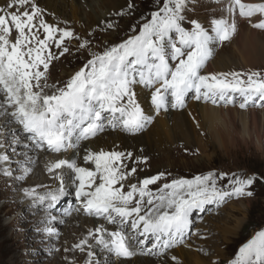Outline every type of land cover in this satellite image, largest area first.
Wrapping results in <instances>:
<instances>
[{"label":"snow or ice","instance_id":"obj_1","mask_svg":"<svg viewBox=\"0 0 264 264\" xmlns=\"http://www.w3.org/2000/svg\"><path fill=\"white\" fill-rule=\"evenodd\" d=\"M187 3L160 0L151 18L127 39L91 53L63 86H50V64L70 51L64 41L74 33L48 23L35 0H7L5 6H0V108L6 113L12 109L7 114L29 134L36 149L46 148L57 154L70 149L78 154L82 142L109 128L130 134L143 130L152 122V116L138 103V87L150 90L151 105L157 112L167 110L169 105L183 108L189 93L197 102L213 106L239 101L240 109L264 108V72L203 73L215 44L228 41L236 32L237 13L253 28L264 30V0H228L226 16L211 19L209 27L196 19L187 21L183 14ZM53 44L58 55L51 50ZM89 44L85 40L78 47L84 49ZM50 87L54 91H47ZM84 152V162L94 164V171L81 167L74 158L56 159L47 170L59 180V187L35 197L33 190L25 189V195L34 202L48 201L49 209L53 208L68 194L64 170H70L82 211L118 225L111 232L100 225L88 235L122 259L136 254L129 241L137 240V233L145 238L137 240L140 245H145L149 237L153 241L151 247L140 249L142 254L168 256L170 249L196 234L191 231L194 213L203 211L206 205L220 206L232 197H250L253 193L248 189L257 181L264 182V177L255 175L228 176L209 171L192 179H172L152 191L149 186L164 179L165 173L130 183L138 168H129L124 161L133 153L88 148ZM8 159L0 154V163ZM136 159L147 161L146 157ZM28 172L25 168L24 175ZM5 174L11 173L6 169ZM225 179L227 183L221 185ZM126 225H130L133 235L124 231ZM45 231L52 234L54 229ZM87 242V238L82 239L74 247L83 251ZM92 255L89 251L88 256ZM170 259L177 264L175 255ZM230 264H264V230L244 243Z\"/></svg>","mask_w":264,"mask_h":264},{"label":"rangeland","instance_id":"obj_2","mask_svg":"<svg viewBox=\"0 0 264 264\" xmlns=\"http://www.w3.org/2000/svg\"><path fill=\"white\" fill-rule=\"evenodd\" d=\"M244 1L246 2V0ZM80 3L84 10L80 12V15L78 14L77 18L81 21L77 19L73 22L72 20L69 24H64V26H62L63 24H60L61 22L59 21V23L56 20V17L52 16L47 19V16L43 15L48 23L58 25L60 28H68L74 33L72 38H66L64 41V45L68 47L70 51L63 56H59L58 59L53 60L50 64L47 74L48 84L50 86H63L69 78L67 75L64 76L65 73H69L70 76L74 74L75 71L87 62L91 53L102 52L106 47H111L112 45L118 44L127 39L134 31H137L140 24L151 18V12L157 9L160 0H124L125 7L121 12L123 14L117 15L118 21L114 20L111 22L112 27L116 25L118 26H116L114 30H112V27L91 28L89 26L87 28L85 15H88L89 13L93 15V12L104 13L96 8L97 5H95L94 2V4H90V7L86 6L84 0ZM227 4L228 1L225 0H188L186 10L183 14L187 18V21L196 19L205 27H209V21L211 19L226 16L224 9ZM129 5H132V7L130 8ZM114 14L115 13H112V16ZM95 16L97 15L95 14ZM235 20L236 32L228 41L217 43L214 46L213 55L207 64L216 60V56L221 50L226 53L231 51L232 41L241 29L255 30L258 33L257 40L264 42V30H257L252 26L250 28L247 24L251 25V23L247 19L242 18L241 21L235 17ZM252 22H255V20L253 21L252 19ZM134 26L136 27L134 28ZM185 26L190 27V24L186 23ZM85 40L90 41V44L84 49H79L78 45ZM51 50L54 54L58 55V50L54 44L52 45ZM230 71L247 72L250 70L237 67L229 68L226 72ZM251 71L264 72V67H256ZM146 90L150 95V90ZM47 91H54V88L50 87ZM192 98L193 94L189 93L186 97V104L182 109H187V105ZM238 103L239 101H237L235 105H229L230 109L234 111V114L220 116L219 119H221L217 120L216 128L215 124H211V126L209 125L208 132L210 131L212 133L218 131L220 135V139L213 141V143L208 140L209 136L207 130L202 126L198 114H195V116L190 119L191 122L193 121L192 125L196 127L195 129L198 132L199 137H201V139L203 138V143L205 142L203 153L196 149L195 145H189L188 143L187 145L192 147L191 149L183 146L179 151H175L176 148H171L172 152L170 151L171 153L169 154L168 159L162 158L161 155H156L149 159L147 158L146 162H140L134 156L130 160L125 159L124 164L128 165V167L130 165L131 167L136 166L138 168V171L133 174L132 178H130V183H137L140 179L156 175L158 172L165 173V178L158 181L156 185L149 186L152 191H155L163 183L170 182L172 179H192L197 175H203L209 171H213L217 174L225 173L228 176L236 175L247 177L255 175L257 177H264V108L249 106L246 109H240ZM252 111L256 112V122H254V124L252 123L253 120L251 121V115H249ZM171 112H176V108H172L169 105L167 110L162 108L158 112L156 111L155 115L161 113V115L164 116ZM197 125H199L200 128ZM252 125L254 126L252 127ZM6 129L7 128L4 127V131H6ZM142 132L143 130L130 134V136L139 135ZM9 135L15 138H8L7 140L10 142H7L6 145H2L0 148V152L4 151L9 158L7 162H2L6 165H10L13 160L17 161V150L25 148L28 145L27 143L29 140L27 139V136L19 138L14 132L11 134L4 132V137ZM178 143L180 146L183 145V142L178 141ZM37 152H43L46 154L45 160L47 163L63 158L65 153L57 154L49 151ZM83 164L81 167H87V164L89 163L83 162ZM11 167L9 166L7 168L11 174L6 175L3 173V176L5 178H13L16 175V181L19 185H24V187L31 184L49 183L46 185L48 186L47 188L43 186L41 189L49 191L50 183L55 178L54 175L49 176L50 172L44 174L35 173V175L34 173H27L26 176L24 175V166H21L22 168L20 167V169L15 168V166H13V168ZM156 168H158V170H156ZM90 169L93 171L95 170V168ZM64 171L69 175L65 177L66 181L69 180L68 183L71 182L70 184L73 185L74 176L72 175H74V173L72 174L67 169ZM22 175L23 178L19 179ZM55 180V185H57L58 188L60 182L56 178ZM226 183L227 179L220 182L221 185ZM73 186H75V184ZM248 190L253 193L250 197H232L227 199V201L220 206L206 205L203 211L194 213L192 216L193 227L191 231L196 234L190 235L185 239L184 244H177L174 248L177 246H185L192 253L202 255L208 262H210V264H230V261L235 259L239 248L251 239L257 231L264 230V182L257 181ZM1 193L4 192L1 191ZM69 193L70 201L65 202L66 211L62 209V212H65V214H56L47 207H44L43 209L40 207L34 208L32 209V212L23 214L22 209L27 205V202L22 197V193H19L20 198L17 201V203H20L22 206L11 211V208L6 206L9 201L8 198L0 194V227L7 229L4 233L5 235L0 234V264H54L56 256L60 257L57 260L61 263L59 261L61 255L72 245L71 239L78 236L80 237V234L75 233L74 230L68 231V228L71 225L70 223L68 224V219H66L67 221L65 220V217L71 216L72 213H76L75 210H79L82 206L81 202L75 198V191H70ZM61 198L62 201L66 199V196ZM146 206L147 205H145V207ZM8 211H10L9 215H7ZM25 215L28 219L22 221V218ZM57 215L64 217L65 221L63 220L60 225L53 227L52 222L54 220L52 217L54 216L56 219ZM43 219L47 220H44L43 223L39 224L38 221ZM85 219H87V221H92L97 225L100 224V221L102 220L97 217H86ZM102 221L104 223L106 222L104 220ZM83 223L74 226L76 231H81L84 228L83 226L88 224L86 222ZM218 226L225 229V241L217 229ZM46 228H52L54 229V232L48 234L45 231ZM100 247L101 254L102 252L109 253L111 256V259L107 264H117L116 261L126 260L117 258L108 250L106 251V248H104L103 245ZM192 247H194V249H191ZM215 247H218L219 250L223 252L224 256L220 261L218 258H213V250H215ZM202 248L208 249L205 253L203 251H198V249ZM88 251L89 250H85L84 254L86 255ZM81 252V250H78L75 253V256L82 257L83 252ZM91 257L93 258L89 259L91 264H102L103 257H101L99 253L98 255L93 254ZM62 261H64V259H62ZM73 261V259H69V262L72 263ZM88 262L86 264H88Z\"/></svg>","mask_w":264,"mask_h":264},{"label":"bare ground","instance_id":"obj_3","mask_svg":"<svg viewBox=\"0 0 264 264\" xmlns=\"http://www.w3.org/2000/svg\"><path fill=\"white\" fill-rule=\"evenodd\" d=\"M81 1L82 0H35V2L38 4L40 9L43 10V15L47 16V19L54 16L57 18L55 19L58 22L59 21L61 22V23L59 22L60 24H63L62 26H64V24L65 25L69 24V22H72V20L74 22L78 19L77 18L78 14L80 15L81 14L80 12L84 10V8L82 7L80 3ZM84 1L86 2L87 7H90L91 6L90 4L94 2L95 5H97L96 8H98L100 12L104 13V14H101V13L93 12V15L91 13H89L88 15H85L87 28L89 26L91 28L109 27L108 25L111 24L112 21L114 20L118 21L117 15L118 13H121L125 7L124 0H94V1L84 0ZM6 2L7 0H0V6H5ZM246 2H260V0H246ZM112 13H115L116 15L114 14L112 16ZM95 14L97 16H95ZM252 19L254 21L255 17ZM63 20H65L66 23ZM116 26H113L112 30H114ZM257 34L258 33L255 30L252 31L248 29H241L236 35V37L234 38V40L232 41L233 43H232L231 51L226 53L225 51L221 50V52L217 54L216 60L206 65V67L204 68V73L208 74V73L226 72L227 70H229V68L231 69V68H237V67L246 68L249 70H254L256 67H264V42H260L257 40V37H258ZM66 75L70 77L69 73L67 72L65 73L64 76ZM135 91L137 92L138 103H140L142 109L145 110L146 114H150L152 116V122L149 123L143 129L142 133H140L139 135L130 136V133H126L119 128L117 130L115 129L116 131L109 128V129H106L103 133L98 134L97 137H94L89 141L82 142V146L78 154L74 150L70 149L68 150V152L64 153L63 158H74L76 159L77 163L81 166L84 162L83 160V156L85 155L84 148H88L94 151L115 150V151H120L124 153L131 152L133 153V156L135 158L146 157L149 159L150 157L161 155L162 158L168 159L169 154L172 152L171 148H176L175 151H179L181 147L183 146H186L191 149L192 147H189L187 145L188 143L189 145L190 144L195 145V148L203 153L204 148H205V144H204L205 142L203 143V140H202L203 138L201 139V137H199L198 132L195 129L196 127L192 125L193 121L191 122L190 119H192V117L195 116V114H198L199 119H201L202 126L205 128V130H207V133L209 136L208 140H210L213 143V141L220 139V135L218 131L212 132V133L210 131L208 132L209 125L211 126V124L213 125L215 124V128H216L217 126L216 122L217 120L221 119V118L219 119L220 116L234 114V111L230 109L229 105L224 106L223 104H221L219 106H213L210 103H204L203 101L197 102L195 99L192 98L190 99L187 105V109L186 108L182 109L178 107L176 108V112H171V113L165 114L164 116L161 115V113H159L158 115H155L156 110L151 105V98H150L149 92L146 89L139 88V87L136 88ZM0 99H2V96H0ZM11 111L12 109H7V113H10ZM7 113L5 112L4 108H0V125H1L0 126V145H6L7 142H10L7 140L8 138H15L10 135L4 137V132L10 133V134L14 132L15 135H17L19 138L27 136V139H28L29 134L23 132L22 126H20L19 124H14L15 122L13 121V118L11 117V115ZM255 114H256L255 111H252L249 113V115H251L252 117L251 121L253 120L252 122L253 124L254 122H256ZM199 125L197 126L199 127ZM253 126L254 125H252V127ZM4 127L7 128L6 131H4ZM2 140H3V143H2ZM178 141L183 142V145L180 146ZM27 144L28 145L25 148L17 150V156H16L17 161L13 160L10 165L0 163V194L8 198L9 201L6 206H9L11 208V211H13L15 208L22 206L20 203H17V201L20 198L19 193H22V197L27 202V205L22 209L23 214L32 212V209L39 208V207L42 209L44 207H47L49 209L48 201L41 203L40 201L36 200L34 202L32 198L25 195V191H24L25 189L33 190L32 196L35 197L37 195L48 192L46 190H41V189L43 186L47 188L48 186L46 185L49 183L31 184L27 187H24V185H19V183L16 181V178H15L16 175L13 178H5L3 176V173L5 174V170L9 166L10 167L12 166L11 168L15 166V168H19V169L21 166H24L25 168L29 169L28 174L34 173V175L35 173L44 174V173L49 172L47 170V165L49 163H47L45 160L46 154L43 152H37V151H47L46 148L36 149L30 140H28ZM0 154H6V153L3 151V152H0ZM87 165H88L87 166L88 168H95V165L92 164L91 162H89V164ZM130 167L131 166L129 165V168ZM156 170H158V168H156ZM154 173H157V172H154ZM50 175H54V174L50 173L49 176ZM64 175L65 177L69 176L67 175V172L65 171H64ZM66 182H67V189H68V194L65 195L66 199L61 201L62 198H60V200L55 204V206L49 209V210H52V212L56 214L58 213L65 214V212H62V211L63 210L66 211L65 202L70 201L69 192L75 191L74 189L76 185L73 186L74 183L73 185L70 184L71 182L68 183L69 180ZM55 184H56V180L54 178V180L50 183V190L57 188V185ZM1 191H3L4 193H1ZM82 207L83 206H81L79 210L76 209L75 210L76 213H72L71 216L65 217V220L68 219V224L70 223L71 225L69 226L68 231L74 230L75 233L80 234V237L78 236V237L71 239L72 245L69 246L66 249V251L63 252V254L61 255V259L59 260L61 263H59L57 260L60 257L56 256L54 260V264H81V263L86 264L89 261V259H93V258L89 257L88 253L85 255L84 254L85 250H89L95 255H98L99 253V255L103 257L102 264H107L108 261L111 259V256L109 253H103V252L102 254L100 253L101 252L100 246L102 245L97 244L96 240L90 237L88 234L90 230L94 231V229L100 225H103L105 228H107L109 232L115 231L118 225L108 224L107 222L104 223L102 220L100 221V224L98 225L88 220L89 222H91L89 223L87 219L85 218L86 217L91 218L94 216H89L85 214L82 211ZM9 214H10V211H8L7 215ZM26 219H28V217L25 215L23 216L22 221H26ZM44 220H47V219L40 220L38 221V223L41 224L44 222ZM63 220H64V217L57 215L56 219L52 222L53 227L60 225V223ZM83 222L84 223L86 222L88 224L86 226H83L81 224L84 228L81 231L80 230L76 231L74 226L77 224L83 223ZM217 229L219 230V232L221 233V236L223 237V240L225 241V233H226L224 232L225 229L219 226L217 227ZM6 230H7L6 228L0 227V234L3 235L6 232ZM124 231L129 236L133 235L130 225L124 226ZM136 235H137V240L145 239L144 237L139 236L138 233ZM85 238H87L88 242L86 245H84V250L82 251L83 258L81 256L77 257L75 256V253L80 249L75 248L74 245L79 244L80 241ZM137 240L129 241V243L132 245L133 251H135L136 254L130 258H127L126 260L116 261L117 264H172V261L170 259L171 255H175L178 258L177 264H210V262H208L206 258H204L202 255H197V254L192 253L185 246H177L176 248L170 249L168 256H165V257H156L152 255L142 254L140 249L151 247V243L153 242L152 238L149 237L146 239V242H145L146 246L140 245L137 242ZM203 246H206V245H203ZM191 249H194V247H192ZM207 249L208 248H202L204 253L207 251ZM105 250L107 251V249ZM213 251H214L213 258H218L220 261L221 258L224 256L223 252L219 250L218 247H215V250ZM62 259H64V261H62ZM69 259H73L74 261L71 263L69 262Z\"/></svg>","mask_w":264,"mask_h":264}]
</instances>
